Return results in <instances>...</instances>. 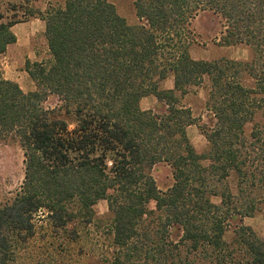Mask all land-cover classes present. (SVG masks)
Returning <instances> with one entry per match:
<instances>
[{"label":"trees","instance_id":"1","mask_svg":"<svg viewBox=\"0 0 264 264\" xmlns=\"http://www.w3.org/2000/svg\"><path fill=\"white\" fill-rule=\"evenodd\" d=\"M133 6V25L106 0H64L31 14L44 22L51 56L26 62L35 89L23 92L0 70V142H17L23 155L22 181L0 202V264H22L36 218L50 230L44 264L62 263L59 232L103 248L87 264H264V237L231 224L264 203V0ZM200 13L217 16L221 41L244 44L250 58H192L190 25ZM15 23L0 20V55ZM168 77L172 87L160 88ZM204 82L198 152L186 134L198 118L178 97ZM51 95L57 103L45 106ZM148 95L157 105L142 110ZM158 163L171 169L164 191L150 174Z\"/></svg>","mask_w":264,"mask_h":264},{"label":"rangeland","instance_id":"2","mask_svg":"<svg viewBox=\"0 0 264 264\" xmlns=\"http://www.w3.org/2000/svg\"><path fill=\"white\" fill-rule=\"evenodd\" d=\"M114 7L115 12L127 24H137L133 0H106ZM64 0H0V20L16 22L11 29L16 32L18 43L10 44L0 55V70L2 77L15 82L23 92L33 91L34 82L25 70L26 62H46L51 59L44 36V22L38 19L36 12H43L48 6L61 7ZM35 14V16L31 15ZM16 30V31H14ZM190 30L194 42L189 48V55L194 59L214 60L231 59L246 61L250 58V50L244 44L226 45L221 41L220 19L210 13H200L191 22ZM206 83L193 87L190 91L178 97L179 105L190 109L192 116L198 118V122L186 127V134L192 146L200 152L204 149L205 139L198 129V125L206 123L205 100L207 95ZM160 88L172 87V78L168 77L159 84ZM57 103L55 96H49L45 106H53ZM157 101L153 95L140 99L139 107L142 110L153 109ZM160 110V109H159ZM200 120V121H199ZM150 174L156 187L164 191L171 183V169L165 163L154 165ZM23 178V155L18 143L13 140L0 142V202L6 201L12 196ZM212 201L219 202L217 197ZM153 206V203H150ZM94 212L98 222L104 223L107 219V206L104 200H99L94 205ZM243 224L249 226L257 235L264 237V203L251 217L234 219L231 224ZM45 220L36 218V237L28 242L23 252H20L22 264H44L46 256L39 254L47 247L49 238H44L43 232L50 234ZM86 239V238H85ZM70 242L61 232L55 236L54 248L59 249L57 261L63 264H87L89 254L98 253L103 248L97 244H87V240ZM82 249V250H81ZM45 260V262H44ZM61 263V264H62Z\"/></svg>","mask_w":264,"mask_h":264},{"label":"crops","instance_id":"3","mask_svg":"<svg viewBox=\"0 0 264 264\" xmlns=\"http://www.w3.org/2000/svg\"><path fill=\"white\" fill-rule=\"evenodd\" d=\"M13 28V25L11 26V28H10V30ZM14 29V28H13ZM14 31H16V30H14ZM12 32V31H11ZM12 34L14 35V38H15V40H14V43H18V37H17V34H16V32H12ZM13 44V43H12Z\"/></svg>","mask_w":264,"mask_h":264}]
</instances>
